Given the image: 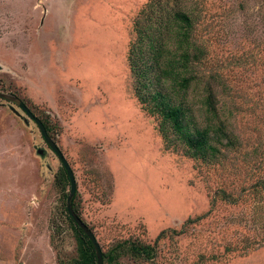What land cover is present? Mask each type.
I'll use <instances>...</instances> for the list:
<instances>
[{
    "label": "rangeland",
    "instance_id": "rangeland-1",
    "mask_svg": "<svg viewBox=\"0 0 264 264\" xmlns=\"http://www.w3.org/2000/svg\"><path fill=\"white\" fill-rule=\"evenodd\" d=\"M179 1L0 0V90L48 122L104 252L177 230L155 262H124L264 264V0ZM178 6L197 18L190 127L224 131L198 157L145 109L140 92L156 85L134 68L140 31L156 34ZM209 88L216 115L203 105ZM61 173L37 124L0 99V264L77 257Z\"/></svg>",
    "mask_w": 264,
    "mask_h": 264
},
{
    "label": "trees",
    "instance_id": "trees-1",
    "mask_svg": "<svg viewBox=\"0 0 264 264\" xmlns=\"http://www.w3.org/2000/svg\"><path fill=\"white\" fill-rule=\"evenodd\" d=\"M179 2L176 0L177 5ZM195 12L188 7L178 6L177 9L171 11L166 25H161L156 30V34L148 36L141 30L140 34L147 37L145 40L147 43L145 44L142 40L140 41L141 45L139 44L138 48L135 49L136 53L141 54L139 58L142 66H138L137 71L136 67L134 68L139 78L147 79L142 84L144 87H148L147 84L156 85V88L151 92H140L139 98L141 103L145 105V109L152 114L159 115L166 124L171 125L173 131L186 140L190 154L193 157H198L208 153L209 149H215L210 144V133L223 134L224 131L221 127H214V129L206 127L205 129H194V131L190 127V118H192L194 106L187 101V97L196 81L195 75L192 74V72L194 73L193 65L200 60L199 54L197 55L192 51L195 45L192 39L197 23ZM145 53L148 55L146 60L144 58ZM148 81L151 83H147ZM141 90L143 91V89ZM180 95H182L181 99H179ZM215 101L214 92L209 88L203 105L207 107L210 115L217 114ZM31 112L33 113V111ZM41 121L51 137L48 122ZM60 178L64 188L68 184L70 185V179L63 164ZM68 196L69 194L67 199ZM76 196L73 201V208L80 216L75 207ZM65 211L77 235L78 243V255L71 263L98 264L96 250L89 237L70 216L67 206ZM170 233L174 236H180L183 231H163L154 244H145L139 240L117 242L107 252L103 251L104 264H129L124 262L125 259H131L135 263L155 262L159 254L158 244L160 240Z\"/></svg>",
    "mask_w": 264,
    "mask_h": 264
},
{
    "label": "water",
    "instance_id": "water-1",
    "mask_svg": "<svg viewBox=\"0 0 264 264\" xmlns=\"http://www.w3.org/2000/svg\"><path fill=\"white\" fill-rule=\"evenodd\" d=\"M0 99L4 100L10 104H14L18 106L23 112L26 113V115L31 118L39 127L40 133L42 137L44 138L46 144L49 146V148L57 155L60 162L63 164L64 168L66 169L69 179H70V193L67 199V208L70 216L73 218L75 223L85 232V234L89 237L90 241L92 242L97 255V261L98 264H104V252L102 250L101 245L99 244L94 232L90 229V227L81 219V217L74 211L73 208V201L77 194V181L74 174L73 169L71 168L69 162L67 161L66 157L64 156L63 152L59 148L58 144L49 136L45 125L43 122L35 116L29 107L23 102L21 98H19L16 95L8 94L5 92H2L0 90Z\"/></svg>",
    "mask_w": 264,
    "mask_h": 264
}]
</instances>
